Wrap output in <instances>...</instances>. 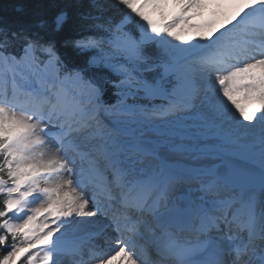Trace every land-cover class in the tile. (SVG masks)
I'll list each match as a JSON object with an SVG mask.
<instances>
[{
  "label": "snow or ice",
  "instance_id": "6c2138e0",
  "mask_svg": "<svg viewBox=\"0 0 264 264\" xmlns=\"http://www.w3.org/2000/svg\"><path fill=\"white\" fill-rule=\"evenodd\" d=\"M16 11L0 264H264V0Z\"/></svg>",
  "mask_w": 264,
  "mask_h": 264
},
{
  "label": "trees",
  "instance_id": "16d2710c",
  "mask_svg": "<svg viewBox=\"0 0 264 264\" xmlns=\"http://www.w3.org/2000/svg\"><path fill=\"white\" fill-rule=\"evenodd\" d=\"M69 0H0V19H3L7 22H12L20 14L16 11L17 5L24 4L26 5L29 11L40 10L48 15H51L59 8L64 7ZM110 101L114 100V97L108 96ZM3 250H0L2 253Z\"/></svg>",
  "mask_w": 264,
  "mask_h": 264
},
{
  "label": "rangeland",
  "instance_id": "374dc122",
  "mask_svg": "<svg viewBox=\"0 0 264 264\" xmlns=\"http://www.w3.org/2000/svg\"><path fill=\"white\" fill-rule=\"evenodd\" d=\"M131 102H134V101L129 100V103H131ZM181 163L192 164V163H195V161H192L189 158H185L183 161H181Z\"/></svg>",
  "mask_w": 264,
  "mask_h": 264
},
{
  "label": "bare ground",
  "instance_id": "6f19581e",
  "mask_svg": "<svg viewBox=\"0 0 264 264\" xmlns=\"http://www.w3.org/2000/svg\"><path fill=\"white\" fill-rule=\"evenodd\" d=\"M105 123H107V121L105 120ZM112 264H117V261H113Z\"/></svg>",
  "mask_w": 264,
  "mask_h": 264
}]
</instances>
